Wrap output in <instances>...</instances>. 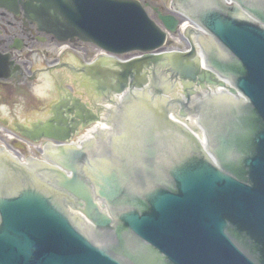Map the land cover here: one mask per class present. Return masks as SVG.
<instances>
[{
	"label": "water",
	"instance_id": "95a60500",
	"mask_svg": "<svg viewBox=\"0 0 264 264\" xmlns=\"http://www.w3.org/2000/svg\"><path fill=\"white\" fill-rule=\"evenodd\" d=\"M38 1L36 19L59 41L78 37L121 55L153 53L166 39L132 0ZM233 1L186 0L177 10L206 34L196 43L207 71L190 37L188 51L118 63L113 91L128 95L102 152L60 147L49 177L8 167L0 178V264H264V0ZM159 20L169 33L179 24L174 16ZM165 60L171 81L206 89L222 86L217 75L232 86L179 112L199 115L211 157L168 119L173 101L147 95L143 69ZM63 115L57 126L48 122V139L75 136L78 127ZM85 119L84 126L96 116ZM66 193L90 223L64 207Z\"/></svg>",
	"mask_w": 264,
	"mask_h": 264
},
{
	"label": "flooded vegetation",
	"instance_id": "af4514ba",
	"mask_svg": "<svg viewBox=\"0 0 264 264\" xmlns=\"http://www.w3.org/2000/svg\"><path fill=\"white\" fill-rule=\"evenodd\" d=\"M136 1L154 13L155 10L168 13L167 0H161L160 5L150 0ZM37 5L40 3L36 0H0V144L20 155H26L28 148L33 149V146L42 148L45 154V124L48 119L44 112L48 118H56L60 106L49 98L58 97L61 93L67 96L66 92L72 91L74 86L81 84L86 87L88 81L94 82L96 90L103 84L96 70L89 74L84 69L83 59L88 54L78 49L77 63L73 68L80 76L78 83L73 79L66 85L68 87L64 85L59 89L55 81L54 86L44 87L42 79L52 82L59 77L62 82L68 81L71 72L63 69L59 76L54 70L59 43L45 28L46 25L37 21ZM77 42L85 44L75 38L68 44L74 49ZM24 136L34 137L38 142ZM34 157L39 160L37 164L43 161L37 154ZM10 165L9 161L1 164L0 172H7Z\"/></svg>",
	"mask_w": 264,
	"mask_h": 264
},
{
	"label": "rangeland",
	"instance_id": "374dc122",
	"mask_svg": "<svg viewBox=\"0 0 264 264\" xmlns=\"http://www.w3.org/2000/svg\"><path fill=\"white\" fill-rule=\"evenodd\" d=\"M153 2H156L160 5V1L161 0H150ZM170 0H167L166 3L168 4ZM146 13L150 16V18H152L156 24H158V19H157V15L151 10L145 9ZM160 25V24H158ZM76 46L74 47V49H81L83 51H85L88 54V58L89 56H91L95 51H94V47L91 44H82V43H76ZM166 48L172 49L174 47L179 48V49H185L186 45H184V43L182 42V40L180 39L179 35H173V37L168 38L166 44H165Z\"/></svg>",
	"mask_w": 264,
	"mask_h": 264
},
{
	"label": "crops",
	"instance_id": "0c3cea01",
	"mask_svg": "<svg viewBox=\"0 0 264 264\" xmlns=\"http://www.w3.org/2000/svg\"><path fill=\"white\" fill-rule=\"evenodd\" d=\"M67 61H70L71 63H74V61L71 60V59H67ZM103 63H104V64H108V61H107V60H103ZM119 116H120V114H119ZM115 123H116V128H117L118 123H117V122H115ZM115 131H116V129L113 131L112 136H113V135H116V134H115Z\"/></svg>",
	"mask_w": 264,
	"mask_h": 264
},
{
	"label": "bare ground",
	"instance_id": "6f19581e",
	"mask_svg": "<svg viewBox=\"0 0 264 264\" xmlns=\"http://www.w3.org/2000/svg\"><path fill=\"white\" fill-rule=\"evenodd\" d=\"M45 87H47V86H45ZM106 110H108V108H106ZM101 124H99V126H100ZM98 125L95 123V127H97Z\"/></svg>",
	"mask_w": 264,
	"mask_h": 264
}]
</instances>
